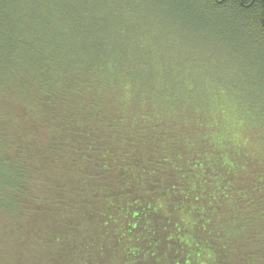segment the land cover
I'll use <instances>...</instances> for the list:
<instances>
[{
	"label": "trees",
	"instance_id": "obj_1",
	"mask_svg": "<svg viewBox=\"0 0 264 264\" xmlns=\"http://www.w3.org/2000/svg\"><path fill=\"white\" fill-rule=\"evenodd\" d=\"M0 264H264V0H0Z\"/></svg>",
	"mask_w": 264,
	"mask_h": 264
},
{
	"label": "rangeland",
	"instance_id": "obj_2",
	"mask_svg": "<svg viewBox=\"0 0 264 264\" xmlns=\"http://www.w3.org/2000/svg\"><path fill=\"white\" fill-rule=\"evenodd\" d=\"M185 47L187 48V50H189L193 55L192 57L195 58V55H197L198 53H196V50L199 48L197 42H195L194 39H189L185 42ZM212 58H210V60L207 61V64L213 59V58H219L218 56L215 57L214 54H212ZM214 66H219L221 67L219 61H216L214 62ZM207 73H209V71H206ZM244 95V98L245 100H248V97L246 94H243ZM240 97V94H238L237 96L235 95V98H230V102L232 105L236 104L238 102V112L243 114L244 116H247V113L249 112V114H251V116L253 115H257L256 113L253 112L254 111H257V108L256 107H253L252 105L248 106L247 103L244 101V100H240V101H237V99ZM251 104V103H250Z\"/></svg>",
	"mask_w": 264,
	"mask_h": 264
}]
</instances>
